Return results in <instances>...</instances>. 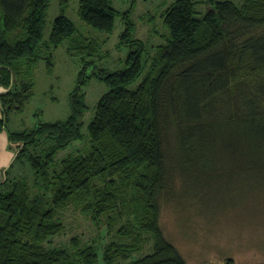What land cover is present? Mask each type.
I'll return each instance as SVG.
<instances>
[{
	"label": "trees",
	"instance_id": "1",
	"mask_svg": "<svg viewBox=\"0 0 264 264\" xmlns=\"http://www.w3.org/2000/svg\"><path fill=\"white\" fill-rule=\"evenodd\" d=\"M50 1L0 0V85L6 89L0 128L33 96L37 63L44 60L53 72L54 52L64 41L83 65L67 118L7 128L11 166L29 168L36 192L29 176L0 180V264H185L163 234L158 197L172 169L183 179L221 150L246 156L253 142L264 140V0H205V12L197 10L199 1L175 0L161 13L166 42L150 49L134 37L132 8L79 0L80 19L100 32H113L120 14L119 45L129 48L122 70L90 75L85 69L102 45L66 15L70 0H59L45 39ZM93 76L108 89L84 135L82 87ZM79 140L81 149L56 157ZM69 207L97 228L104 221L114 238L104 245L103 236L91 242L74 236L66 246H49L64 231L60 213ZM150 242V253L135 256Z\"/></svg>",
	"mask_w": 264,
	"mask_h": 264
},
{
	"label": "rangeland",
	"instance_id": "2",
	"mask_svg": "<svg viewBox=\"0 0 264 264\" xmlns=\"http://www.w3.org/2000/svg\"><path fill=\"white\" fill-rule=\"evenodd\" d=\"M78 1L70 0L66 15L81 33L102 45L101 51L92 58L93 64L86 67L85 74L90 75L99 69L107 72L122 70L129 53L127 46L119 45L124 30L122 16H116L113 32H100L80 19ZM174 1L113 0V5L120 11L132 8L134 37L142 39L150 49L166 42L165 35L169 31L163 24L161 13ZM196 1H199L197 10L205 12V0ZM233 1L237 4L242 2ZM59 13V0H51L44 28L45 39ZM67 46L68 41H64L55 50L53 72L47 71L44 60L37 63L33 96L22 113L10 115L11 129H32L38 120L56 121L69 116L70 93L77 85L83 65L78 55L68 54ZM86 59L90 60V57ZM107 89V85L95 76L83 85L88 105L82 117L84 135H87L88 124L94 116L95 105ZM168 137L169 148L173 138L171 135ZM83 142L74 141L59 150L56 157L62 158L81 149ZM251 146L254 151L246 156L231 153L233 148L221 150L215 161L210 159L205 168L199 167L183 179L177 169L171 170L169 183L158 197L160 226L166 240L176 247L185 264H264V140L253 142ZM30 173L26 165L18 168L17 172L18 176H29L32 185ZM35 192L32 185V193ZM60 217L65 229L51 239L49 246H66L74 236L87 242L100 240L103 236L101 243L104 245L114 238L105 233L104 221L97 228L74 207L65 209ZM152 247V242L147 243L135 256L150 253ZM120 262L125 263L123 260Z\"/></svg>",
	"mask_w": 264,
	"mask_h": 264
},
{
	"label": "crops",
	"instance_id": "3",
	"mask_svg": "<svg viewBox=\"0 0 264 264\" xmlns=\"http://www.w3.org/2000/svg\"><path fill=\"white\" fill-rule=\"evenodd\" d=\"M5 90L6 89L0 85V95ZM10 115H9V121H10ZM2 116H3L2 104L0 100V117ZM9 121L6 127L3 126L0 128V180H3L7 177H14L17 175L18 172V168L16 167V164L11 166V164L13 163L14 152L9 147V138L7 132V128L11 129L9 126Z\"/></svg>",
	"mask_w": 264,
	"mask_h": 264
}]
</instances>
